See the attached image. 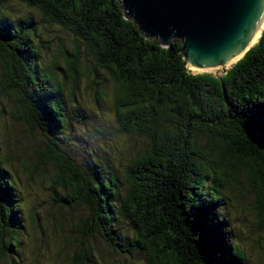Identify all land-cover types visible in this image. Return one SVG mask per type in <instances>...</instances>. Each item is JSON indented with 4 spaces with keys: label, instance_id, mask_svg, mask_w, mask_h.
Segmentation results:
<instances>
[{
    "label": "trees",
    "instance_id": "1",
    "mask_svg": "<svg viewBox=\"0 0 264 264\" xmlns=\"http://www.w3.org/2000/svg\"><path fill=\"white\" fill-rule=\"evenodd\" d=\"M5 1L0 0V93L18 101L15 119L52 136L38 149L39 159L52 165L53 189L68 190L54 191L60 208H87L76 230L116 249L121 245L115 224L122 217L134 233L122 250L139 253L145 264H246V251L218 244L219 231L212 233V227L219 225L215 209L226 203L220 189L241 170L256 211L264 215V28L257 43L217 77L192 73L180 40L157 45V38L143 37L117 0H19L30 8L24 16L5 12ZM40 25L58 26L73 38L72 48L62 52L61 79L42 65L34 42ZM87 55L114 81L119 130L147 139L126 166L123 190L112 170L104 177L88 173L59 140L69 123L65 80L76 83ZM12 187L0 155L3 245L15 227L7 218ZM90 262L89 250L80 247L70 264Z\"/></svg>",
    "mask_w": 264,
    "mask_h": 264
},
{
    "label": "rangeland",
    "instance_id": "2",
    "mask_svg": "<svg viewBox=\"0 0 264 264\" xmlns=\"http://www.w3.org/2000/svg\"><path fill=\"white\" fill-rule=\"evenodd\" d=\"M28 9L19 0L5 1L4 10L11 16H24ZM34 42L41 50L42 65L61 79L66 67L62 52L70 50L74 42L70 32L55 25H40ZM231 65L217 73H223ZM191 72L205 71L191 69ZM114 90V81L95 65L91 55L82 56L76 83L65 80L69 123L59 140L63 150L88 173L95 170L104 177L112 170L118 188L123 190L127 185L126 166L146 146L147 139L119 130ZM17 104L14 95L0 93V155L6 177L13 186L7 218L15 226L3 238L4 245L0 243V264H70L73 253L80 247L89 250V264H145L139 253L122 250L134 234L122 217L115 224L117 243L121 245L116 249L106 245L98 235L84 237L76 230L87 208H60L61 203L53 199L54 191L65 194L68 190L53 189L52 165H44L39 159L38 149L52 136L15 119L12 110ZM209 154V159L215 158L214 152ZM220 190L226 203L215 209L218 229L210 224L212 233L219 231L216 242L243 248L247 253L246 264H264V215L255 209L254 193L245 172L241 170L236 180Z\"/></svg>",
    "mask_w": 264,
    "mask_h": 264
},
{
    "label": "water",
    "instance_id": "3",
    "mask_svg": "<svg viewBox=\"0 0 264 264\" xmlns=\"http://www.w3.org/2000/svg\"><path fill=\"white\" fill-rule=\"evenodd\" d=\"M117 1L143 37L157 45L180 40L186 66L205 72L235 63L264 28V0Z\"/></svg>",
    "mask_w": 264,
    "mask_h": 264
},
{
    "label": "bare ground",
    "instance_id": "4",
    "mask_svg": "<svg viewBox=\"0 0 264 264\" xmlns=\"http://www.w3.org/2000/svg\"><path fill=\"white\" fill-rule=\"evenodd\" d=\"M263 27V26H262ZM261 27V28H262ZM261 28L258 30V32L255 34V36H254V38H253V40H252V42H251V44L250 45H252V44H254L255 43V41L259 38V36H260V34H261ZM229 65L230 64H228V65H226V66H224V67H229ZM224 67H221V68H216V69H211V71L213 72H219V70H221L222 68H224ZM191 69H193V68H191ZM193 70H201V69H193ZM209 70V69H208Z\"/></svg>",
    "mask_w": 264,
    "mask_h": 264
}]
</instances>
